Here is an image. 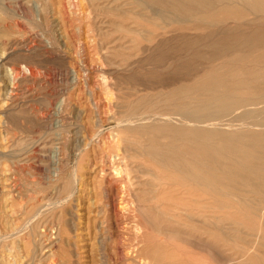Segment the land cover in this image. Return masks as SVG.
I'll return each instance as SVG.
<instances>
[{"label": "rangeland", "instance_id": "1", "mask_svg": "<svg viewBox=\"0 0 264 264\" xmlns=\"http://www.w3.org/2000/svg\"><path fill=\"white\" fill-rule=\"evenodd\" d=\"M141 18L149 17L130 0H0V264H264L260 218L235 204L236 192H253L225 176L234 198L207 191L173 165L178 141L133 126L170 115L172 103L200 101L178 88L202 71L170 67L187 53H166L161 68L146 59L155 40L143 38L153 30ZM261 46L238 68L257 65ZM223 224L227 238L216 228Z\"/></svg>", "mask_w": 264, "mask_h": 264}, {"label": "bare ground", "instance_id": "2", "mask_svg": "<svg viewBox=\"0 0 264 264\" xmlns=\"http://www.w3.org/2000/svg\"><path fill=\"white\" fill-rule=\"evenodd\" d=\"M130 1L134 3L140 11L146 12V16H148L149 18H141V20L148 23L149 26L152 27V30L154 32L157 29H162L160 33H154L153 31H150L151 29L147 30L149 34L146 33V35L143 37L147 41L155 40L154 45L151 47L152 49H155V51L152 52V55L150 54L146 58L151 61V64L153 63L152 65L161 68V66L164 65V62H167L169 60V58L166 56V53L171 52L174 54V56H176L177 54H181V52H183L187 53L188 55L180 60L172 61L170 67H172L173 70L176 69L178 73H187L188 71L189 73H193L195 71H202V74L199 78L193 80V82L188 83L187 85H181L178 88V92L185 94V97L189 99L198 98L200 101H181L172 103L173 108L170 115L167 114L165 116L153 114V116L157 117V122H138L135 123L133 126L140 125L147 127L145 131L150 136V138L160 136L165 141L171 144L178 141L180 144H173L172 147L178 149L181 152V155L179 154L178 159L173 161V165L178 166L179 172H181L186 179L194 182L195 184L204 186L207 191L211 190L212 192L214 191L217 193L226 192L232 194L233 192L229 191V187L219 181L220 177L225 176L226 178H230V180L232 181H238V184L240 182L242 185H244L245 189L243 188V191L253 192L251 198L249 197L250 195L247 196L246 194L241 193V190H239L240 192L235 193V195L237 194V200H235L237 203L235 202V204L236 206L238 204V206L245 210L248 214L254 217H259L261 221V226L264 228V64L258 67L256 70H253V67L259 65L261 61L264 62V51H259L256 54L254 60L257 65H250L253 67H247L245 65L243 67L244 71L239 69L240 67L238 68L240 64H243V60L246 59L248 53L252 50L249 48H251L252 46L253 48H255L257 47V45L259 47L261 44L262 46H264V0ZM123 12L124 11H122V13ZM137 14H139L140 16L145 15L142 12H137ZM188 30H200L201 32L199 31L200 33L195 32L196 34L189 35L187 34ZM152 33L156 35L152 36ZM167 33H171L172 37H166L165 34ZM158 36H161V38L157 39ZM170 39H176V43L174 45H171ZM232 42L233 45H230V43ZM197 43H204L207 49L204 51L201 50L200 46H196ZM240 48H246L245 50L247 51H244L243 55L234 53L235 50ZM140 49L143 51L144 47ZM148 50L151 51V49L149 48ZM147 53L149 54V51ZM166 57L168 58V60H166ZM221 57H224L223 59L227 62L226 65H220L218 64V60L216 61V59ZM146 63L149 64L147 61ZM128 65H130V63ZM195 75L196 74H194V76ZM194 76L192 78H194ZM203 93H206L207 96H202ZM130 142L131 141H129V143ZM164 152L167 151L164 150ZM148 153L157 161L159 160L171 162V159L168 156L166 157L165 155H159V157L153 151H150ZM115 156L116 155H112V164L115 158L117 157ZM111 170L116 175L123 176V178L124 175L127 174V172H125V169L121 168V166L119 168H116L113 165V168ZM126 182L127 180L125 181V183ZM156 186L155 189L158 187ZM121 189L123 191V188ZM234 189L235 188H233V190ZM232 195V197L234 198V194ZM165 197L163 198L165 199ZM173 198L170 199L173 200ZM196 198H198V196ZM152 200L154 199L152 198ZM135 202L137 201L135 200ZM180 202L182 203L183 201ZM187 203L189 204V202ZM165 204L167 205V203ZM134 206L136 207L137 205ZM207 206L208 204H205L204 208H206ZM161 208L163 207H160V209ZM176 215L177 214H175V216ZM208 215L204 214V216L201 217L205 222L204 224H206L207 220L209 219V217H207ZM165 216H167L166 213ZM188 224L192 223L189 222ZM226 226L225 224H223L221 226L216 227L222 232L223 238H227L225 232ZM226 228L229 229V227ZM203 229H206V227L202 228V230ZM231 229L233 230L232 227ZM213 230L214 229H212V231ZM132 249H134V247ZM139 256L141 255L139 254ZM133 258L135 259V257ZM136 261L138 262V259ZM144 263V260L140 262V264Z\"/></svg>", "mask_w": 264, "mask_h": 264}]
</instances>
